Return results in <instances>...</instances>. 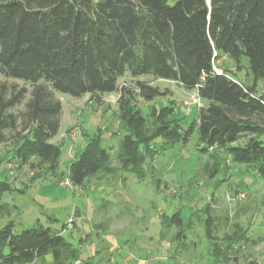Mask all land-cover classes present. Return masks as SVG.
Listing matches in <instances>:
<instances>
[{
	"label": "trees",
	"instance_id": "1",
	"mask_svg": "<svg viewBox=\"0 0 264 264\" xmlns=\"http://www.w3.org/2000/svg\"><path fill=\"white\" fill-rule=\"evenodd\" d=\"M221 57L236 64L245 57L254 82L264 80V0H0V75L32 85L27 100L25 88L7 96L0 85V143L20 118L33 152L45 162L56 154L50 166L57 170L61 152L49 142L60 127L56 94L100 97L117 91L126 73L150 75L196 90L204 104L184 133L166 121L172 110L157 112L148 127L139 108L131 107L134 94L121 87L125 134L117 156L123 169L140 178L135 169L155 148L164 149L159 141L172 145L197 129L201 152L222 149L234 162L253 165L264 180V92L216 72ZM137 90L145 101L163 95L142 81ZM24 101L23 111H9ZM27 145L19 153L24 160ZM110 159L101 133L88 136L68 165L71 184L83 186L90 177L111 173ZM217 167H209L210 176ZM10 188L0 180V197ZM175 216L171 224L179 220ZM13 227L12 221L0 227V264H30L48 253L54 264H94V257L80 259L76 249L66 255L70 243L58 232L33 228L14 234Z\"/></svg>",
	"mask_w": 264,
	"mask_h": 264
},
{
	"label": "rangeland",
	"instance_id": "2",
	"mask_svg": "<svg viewBox=\"0 0 264 264\" xmlns=\"http://www.w3.org/2000/svg\"><path fill=\"white\" fill-rule=\"evenodd\" d=\"M247 66L245 57L239 64L227 57L215 63L218 73L224 71L264 92V80L254 82ZM138 81L158 87L163 95L145 101L138 96ZM0 85L7 96L25 88L26 100L32 89L28 82L2 75ZM118 85L117 91L95 98L56 94L62 105L60 127L49 142L61 152L57 170L50 166L56 154L45 162L33 152L32 137L20 118L16 129L4 132L0 180L11 188L0 197V227L12 221L14 234L33 228L58 232L70 243L66 255L76 249L80 259L94 257V264H264V180L253 165L234 162L222 149L201 152L195 129L184 141L167 146L159 141L164 149L155 148L156 153L135 169L140 178L121 167V87L134 94L131 107L139 108L148 127L155 124L157 112L168 115L172 110L165 119L179 125L181 133L204 104L196 90L128 73ZM25 101L9 111H23ZM98 132L111 154L112 172L73 186L68 165L87 137ZM25 143L26 160L19 154H24ZM217 165V173L210 176L209 169ZM176 213L179 220L171 224ZM30 264H54L53 255Z\"/></svg>",
	"mask_w": 264,
	"mask_h": 264
},
{
	"label": "built area",
	"instance_id": "3",
	"mask_svg": "<svg viewBox=\"0 0 264 264\" xmlns=\"http://www.w3.org/2000/svg\"><path fill=\"white\" fill-rule=\"evenodd\" d=\"M215 71L218 72V70L215 68Z\"/></svg>",
	"mask_w": 264,
	"mask_h": 264
}]
</instances>
